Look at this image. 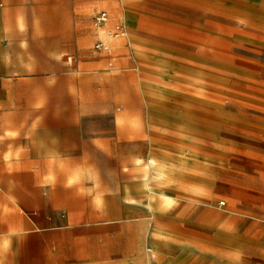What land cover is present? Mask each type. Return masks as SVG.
I'll list each match as a JSON object with an SVG mask.
<instances>
[{
  "label": "rangeland",
  "instance_id": "1",
  "mask_svg": "<svg viewBox=\"0 0 264 264\" xmlns=\"http://www.w3.org/2000/svg\"><path fill=\"white\" fill-rule=\"evenodd\" d=\"M24 1L0 0V71L11 81L0 96L5 100L0 133H30L26 142L16 135L17 146L8 145L0 162L2 212L24 225L26 235L35 228L50 237L55 254L71 256L73 264H152L150 240L157 244L156 264H259L264 256V0H239L238 11L221 0H138L140 9L133 16L124 8L126 0H27L35 6L33 14ZM102 9L112 20L123 14L129 34L160 49L213 61L227 72L230 81L213 93L220 104L204 111L202 127L192 105L133 93H128L133 104L122 102V88L131 85L137 64L121 49L96 48L102 37L118 44L111 35L113 21L104 31L94 24ZM41 27L52 33L42 34ZM169 28L182 34L174 37ZM39 34L53 39L39 41ZM35 41L41 46L55 42L58 62L70 61L73 71L87 63L89 71H114L115 82L104 91L102 84L91 82L81 91L74 81L58 89L50 69L43 74L51 80H39ZM11 46L12 67L17 49L24 48L29 73L6 72ZM28 78L36 80L24 81ZM64 95L71 98L65 117L72 137L60 144L55 107ZM102 99L114 104L102 106ZM150 108L177 121L150 116ZM90 115L98 121L102 115L94 134L87 129ZM138 119L142 129L135 127ZM153 149L161 162L171 158L167 178L172 181L187 169H198L209 186L202 197L208 202L175 205L153 225L148 194L124 187L132 174L149 167ZM211 214L216 215L215 230L197 229L210 236L219 231L221 238L199 241L169 229L188 221L199 225ZM236 235L244 238L236 240Z\"/></svg>",
  "mask_w": 264,
  "mask_h": 264
},
{
  "label": "bare ground",
  "instance_id": "2",
  "mask_svg": "<svg viewBox=\"0 0 264 264\" xmlns=\"http://www.w3.org/2000/svg\"><path fill=\"white\" fill-rule=\"evenodd\" d=\"M13 2L14 0H8ZM221 2L232 8L234 11L240 10L239 0H221ZM124 8L129 15H136L140 9V2L138 0H126ZM116 5V4H115ZM118 7V5H116ZM231 10V11H233ZM174 37H179L181 31L171 29L168 30ZM92 32V31H91ZM6 45H9L8 40H4ZM130 45L133 50L131 57L136 62L135 72L130 76L131 85L129 87L123 86V93L119 98L126 105H131L134 102L129 100V94L133 93L140 97L146 95H154L161 99V103L170 104L172 101L182 102L192 105L196 108L195 113L198 118V126L202 127L200 117L204 111L212 109V103L216 102L213 93L221 90L230 79L227 72L221 69L220 66L213 65L212 62H206L201 59H195L179 53L177 50L160 49L155 45L148 43L143 37L136 34H129ZM87 40L83 41L85 45ZM14 57V48L11 46L7 52L8 63L11 66L7 69L9 75H17V69L12 67ZM16 70V72H15ZM102 73V71L90 72L89 79L96 78L102 84V77L106 81L111 80V71ZM11 82L9 79L4 81L0 80V96H5V88L3 86ZM3 86V87H2ZM228 94V93H226ZM150 116L162 115L170 122L177 121V118L172 114L164 113L159 110L156 112L150 108ZM101 120H97L94 115H90L87 119V129L89 134H94L98 128L99 122L102 126ZM112 119V118H111ZM138 119L136 128L142 129L143 123ZM161 162L157 156L156 151L153 149L148 158L149 167L143 172H136L131 175L125 182V190L127 192L144 191L148 194V201L146 206L152 217L153 225H158L162 214L172 209L175 205L192 206L208 202L207 199H202L203 196L208 194L209 186L201 178V172L198 169H187L180 173L176 181L167 178L170 175L168 172V164L171 158L165 159ZM170 183V184H169ZM212 186V185H211ZM199 197V198H197ZM204 198V197H203ZM216 215L211 214L202 220L199 225L194 222L188 221L184 225H170L169 229L174 233L186 237L195 238L196 240L212 241L216 238L224 236L221 232H217L215 236L205 235L198 231L197 227L203 226L208 231L215 230ZM13 230L16 229L15 224H9ZM152 229L149 231L150 236L153 234ZM22 233H20L21 235ZM21 237V236H20ZM244 237L236 235L235 239L240 240ZM148 251L152 264H156L154 257L157 256V244L155 240H150L148 243ZM259 264H264V256L258 258Z\"/></svg>",
  "mask_w": 264,
  "mask_h": 264
},
{
  "label": "crops",
  "instance_id": "3",
  "mask_svg": "<svg viewBox=\"0 0 264 264\" xmlns=\"http://www.w3.org/2000/svg\"><path fill=\"white\" fill-rule=\"evenodd\" d=\"M30 1H24V7H29L31 9V13L33 14L35 12V6L30 5ZM109 12V11H108ZM110 13V12H109ZM123 18L126 24V34L121 37H114L115 41H118V44H109L106 42L103 37L102 40L108 45L107 49H102L108 52H112L115 48L121 49L122 51H126L127 55H130V57L133 54L132 47L130 45V41L128 39L129 36V26L127 18L121 14V16H118L112 20L111 13H110V20L109 22L103 26V27H96L102 28V31L106 28V26L113 21L114 25L117 22L118 19ZM36 17L32 16V22L36 23L35 21ZM43 19H40V23ZM95 24V23H94ZM113 25V27H114ZM40 30H42V34L50 35L52 33L51 30H48L47 28L41 27ZM48 30V31H47ZM39 41H45V40H52L53 37L48 36L42 37L40 34ZM54 41V40H53ZM35 45H38L37 47H34V54L38 56V60L34 63V66H36V71H38V78L39 80H44L45 82L51 80L50 76H46V74H43V72L46 71V69H50L53 71V74H51L53 77H56V81L52 84L53 87L58 89L66 88L67 82L74 81L75 86L77 88H80L82 91L83 88H89L90 82L93 85L98 84L99 82L96 80V78L89 79V73L95 72V71H89V66L87 63H81L78 64V70L73 71L72 65L70 61H64V62H58L57 59V47L55 46V42L51 43L49 42L48 45L41 46L40 42L37 44L35 41ZM83 45V42H82ZM81 45V46H82ZM17 51L20 53H16L17 57V66L16 69L19 73H29L31 65L29 64L28 59L26 60V50L24 48H18ZM120 63V62H119ZM114 64L113 61H109V65L112 66ZM3 72V73H2ZM7 72V71H6ZM108 72L107 70H102V73ZM5 75V72L3 69L0 71V80L4 81L7 78L3 77ZM116 75L114 71H111V80L106 81L105 77H102V91L106 89V87L109 86V84H113L115 82ZM28 80H36V78L33 79H24V81ZM10 83V82H9ZM8 83V84H9ZM4 85V88L8 86ZM2 86V87H3ZM61 102L55 107V113H56V121H57V127L55 131L56 141L60 144L66 143L71 137H72V131L70 130L69 126V117H65L68 110L72 108L71 105V98L66 97L65 95L60 98ZM5 104V100L2 97L0 99V106H3ZM80 101L77 102L76 109L79 112L81 109ZM113 105L114 101L109 100L107 103H105V100L102 99V106L103 105ZM16 135L19 137H22L24 139L23 141L26 142L29 139L30 133L29 130L23 129L22 132H13V133H6L2 132L0 133V162L4 161V154L8 151V145H14L17 139L15 138ZM10 141L12 144H10ZM36 144H39V140L37 139ZM62 149H66L63 147ZM7 155V154H5ZM1 192H0V200H1ZM1 202H0V264H73V260L71 256H67L65 254H55L57 251L56 249L52 248V239L48 236L43 235L40 231L33 228L29 230L28 235L25 234L26 229L23 226H20V223L12 217L11 215H6L2 212ZM69 209V208H66ZM25 216L23 215L22 219H24ZM10 223L15 224L16 229L13 230ZM20 233H22L20 235ZM21 236V237H20ZM26 249V253H25Z\"/></svg>",
  "mask_w": 264,
  "mask_h": 264
},
{
  "label": "built area",
  "instance_id": "4",
  "mask_svg": "<svg viewBox=\"0 0 264 264\" xmlns=\"http://www.w3.org/2000/svg\"><path fill=\"white\" fill-rule=\"evenodd\" d=\"M109 20L110 13L107 10L102 9L96 13L94 23L97 27H103L109 22ZM126 31L127 29L125 21L123 18H120L117 20L113 29L111 30V35L114 37H121L126 34ZM96 48L107 49L108 45L102 39H99L96 43Z\"/></svg>",
  "mask_w": 264,
  "mask_h": 264
}]
</instances>
